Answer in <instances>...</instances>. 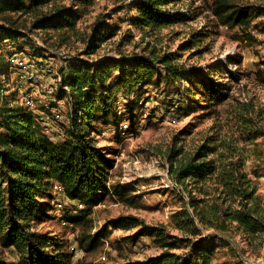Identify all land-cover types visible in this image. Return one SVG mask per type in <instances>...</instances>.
Segmentation results:
<instances>
[{"label": "rangeland", "instance_id": "rangeland-1", "mask_svg": "<svg viewBox=\"0 0 264 264\" xmlns=\"http://www.w3.org/2000/svg\"><path fill=\"white\" fill-rule=\"evenodd\" d=\"M133 1L88 0L83 5L82 0H55L69 6L75 2V29H31L32 11L11 12V18L25 35L0 40L4 60L0 69V104L3 101L25 108L31 113L38 134L55 143L69 138L72 103L67 80L71 70L102 64L105 83L110 86L119 79L121 63L134 54L148 56L150 49H155L157 55L176 54L174 64L180 78L169 81L165 69L155 64L150 77L116 90L104 106L107 110L102 104L94 108L87 134L114 161L108 173L109 183L125 186L131 200L107 194L92 207L87 217L91 218L89 223L72 225L63 218L64 211L73 205L83 207L58 191V182H53L49 197L42 196L48 203L46 215L34 220L33 229L58 240L71 264H127L157 256L163 248L153 235L145 231L131 241L129 237L139 226L115 225L117 218L129 216L175 236L168 239L177 244L170 251L190 256L189 241L200 236L180 228L174 220L175 214L189 206L187 189L171 174L177 163L171 152L180 149L178 156L183 157L213 136L218 137L219 150L224 148L220 147V139L243 149L244 167L256 180L264 204V14L258 13L264 12V0H229L251 6L248 22L234 26L221 23L212 11L213 0H181L164 10L182 14L185 21L149 32L131 24L135 15ZM106 12L110 14L104 15ZM97 20H104L111 34L88 54L86 40ZM193 34H198L201 41L180 47ZM214 66L218 75H212L213 78L231 87L229 98L215 106H196L204 103L203 94L207 93L200 78L214 74ZM225 67L235 70L239 79L230 80ZM30 72L32 79L26 78ZM193 73L198 76L188 79ZM52 84L55 92L46 94L43 85ZM100 86L97 81L94 88L104 98ZM46 114L50 119L44 118ZM243 119L251 123L244 127ZM251 130L263 135L250 142L247 134ZM197 227L202 229L201 236L214 245L210 264H264L261 237L248 241L231 231ZM100 229L105 237L85 249L80 243L82 234L93 235ZM0 260L3 264H17L18 254L12 246L0 244Z\"/></svg>", "mask_w": 264, "mask_h": 264}, {"label": "trees", "instance_id": "trees-1", "mask_svg": "<svg viewBox=\"0 0 264 264\" xmlns=\"http://www.w3.org/2000/svg\"><path fill=\"white\" fill-rule=\"evenodd\" d=\"M28 1V2H26ZM55 0H0V40L24 36V32L10 16L11 12L26 13L32 11L31 29L63 30L75 29V16L72 6L59 4ZM85 1L88 0H82ZM181 0H134L132 9L135 15L131 24L140 31H155L181 23L186 18L180 13L170 14L164 8ZM251 6L238 5L229 0H213L212 11L218 15L221 23L229 26L248 22ZM46 8V9H44ZM123 7H121L122 9ZM259 15L264 14L258 11ZM110 12L104 13L109 15ZM104 20L95 21L91 34L86 40V53L98 48L104 38L109 37L111 29L103 24ZM113 30V27H112ZM193 34L182 42L180 47L197 45L200 38ZM175 52L157 55L150 49L148 56L134 54L129 61L121 63L119 79L110 86L104 80V65L92 68L76 67L68 78L70 85V126L69 138L55 143L38 134L30 112L21 106H12L2 101L0 104V244L13 247L17 254V264H71L67 252L61 248L55 238L34 230V220L46 215L47 202L54 181L62 187L65 195L77 201V205L66 209L63 218L72 225L87 224V218L93 206L101 202L107 194L119 199L131 200L125 186L109 183V170L114 161L108 158L93 143L87 131L92 127L94 108L97 104L104 107L116 90H122L134 81L150 77L155 64L161 65L167 79L180 78L174 64ZM228 64L231 59L227 57ZM4 60L0 54V69ZM207 73L200 78L201 85L207 93L203 94L204 103L196 106H215L229 98L230 85L217 82ZM230 80L239 78L235 70L224 68ZM158 76V75H157ZM198 76L193 73L188 77ZM159 77V76H158ZM100 81L99 90L105 95L100 98L95 91L96 82ZM168 82V81H167ZM1 88V87H0ZM245 107L246 104H243ZM249 110V109H248ZM80 113V116H79ZM244 127L251 123L243 119ZM248 140L262 136V132H248ZM218 137H211L200 144L191 153L178 156L180 149L173 150L171 156L177 163L171 174L177 183L182 184L188 192V208H182L174 215L177 226L199 235L198 239L189 241L190 256L171 252L177 244L168 239L176 238L167 234L162 228L146 226L135 217H119L115 225L128 228L139 226L138 231L129 237L133 241L145 231L155 237L163 250L157 255L143 260L130 261L127 264H210L215 251L210 240L202 237L201 228L240 234L248 241L259 239L264 248V204L257 192V182L244 167L243 149L229 144ZM224 142V143H223ZM179 157V158H178ZM105 237L102 229L92 234H82L80 243L85 249L90 248L99 239ZM207 238L210 237L208 234ZM220 242L222 238L211 236ZM180 240V239H179ZM0 264H3L0 260Z\"/></svg>", "mask_w": 264, "mask_h": 264}, {"label": "built area", "instance_id": "built-area-1", "mask_svg": "<svg viewBox=\"0 0 264 264\" xmlns=\"http://www.w3.org/2000/svg\"><path fill=\"white\" fill-rule=\"evenodd\" d=\"M33 77V73L30 72V75H27L26 78H29V79H32ZM53 84L52 85H43V91L46 93V94H53L55 92V90H53ZM55 89V88H54ZM45 119H50V116H48V114L45 115L44 117ZM57 190L60 191V192H64L63 191V187L61 185H57L56 186Z\"/></svg>", "mask_w": 264, "mask_h": 264}]
</instances>
